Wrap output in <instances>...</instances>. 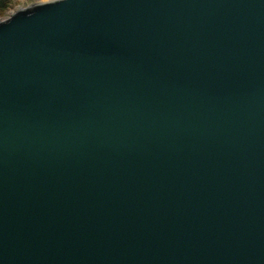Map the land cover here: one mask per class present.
I'll return each mask as SVG.
<instances>
[{
	"label": "water",
	"instance_id": "water-1",
	"mask_svg": "<svg viewBox=\"0 0 264 264\" xmlns=\"http://www.w3.org/2000/svg\"><path fill=\"white\" fill-rule=\"evenodd\" d=\"M0 264H264V0L1 20Z\"/></svg>",
	"mask_w": 264,
	"mask_h": 264
},
{
	"label": "rangeland",
	"instance_id": "rangeland-1",
	"mask_svg": "<svg viewBox=\"0 0 264 264\" xmlns=\"http://www.w3.org/2000/svg\"><path fill=\"white\" fill-rule=\"evenodd\" d=\"M50 0H17L16 3L8 10L7 16L23 8H28L35 4L44 3Z\"/></svg>",
	"mask_w": 264,
	"mask_h": 264
},
{
	"label": "trees",
	"instance_id": "trees-1",
	"mask_svg": "<svg viewBox=\"0 0 264 264\" xmlns=\"http://www.w3.org/2000/svg\"><path fill=\"white\" fill-rule=\"evenodd\" d=\"M17 0H0V19L7 15L8 10Z\"/></svg>",
	"mask_w": 264,
	"mask_h": 264
}]
</instances>
